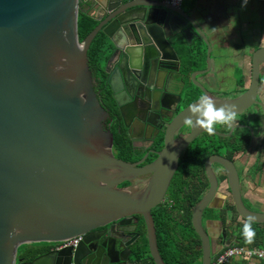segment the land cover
I'll return each mask as SVG.
<instances>
[{
    "label": "water",
    "instance_id": "water-1",
    "mask_svg": "<svg viewBox=\"0 0 264 264\" xmlns=\"http://www.w3.org/2000/svg\"><path fill=\"white\" fill-rule=\"evenodd\" d=\"M80 11L98 21L81 41ZM192 13L164 0H0V264H15L23 244L59 243L78 235L82 239L76 246L53 249L17 264H167L158 248L151 210L162 199L181 150L197 135V127L191 126L179 142L172 137L186 123L192 103L170 122L165 146L152 162L136 166L116 158L111 134L103 127L107 113L93 90L87 51L102 31L111 47L105 62L108 84L117 73L127 89L126 74L136 67L133 41L195 38L207 46L206 68L197 72H207L208 36ZM262 62L264 46L252 53L256 80L246 96L216 104L234 105L238 112L256 89ZM213 161L226 169L239 216L264 224V211L243 205L234 164L210 156L205 161L209 189L193 206L190 218L201 243V264H210L219 249L231 244L227 240L214 249L212 235L202 222L217 188L210 168ZM148 172L152 174L141 190L118 186ZM137 215L144 223L146 250L139 243L133 248L123 245L128 231L123 226L134 216L131 231H135L140 223ZM113 222L120 232L114 239L110 238ZM105 225H109L106 237L100 241L93 234Z\"/></svg>",
    "mask_w": 264,
    "mask_h": 264
},
{
    "label": "flooded vegetation",
    "instance_id": "flooded-vegetation-1",
    "mask_svg": "<svg viewBox=\"0 0 264 264\" xmlns=\"http://www.w3.org/2000/svg\"><path fill=\"white\" fill-rule=\"evenodd\" d=\"M253 39L255 42H252L250 47H237L236 70L230 75H225L219 71L210 70V66L207 72H197L204 70L207 65V46L198 39L192 38L188 41L185 37L167 40L158 37L156 39L143 37L132 43L136 67L126 74L129 85L127 89L121 86L117 73H113L110 79L111 85L108 84L109 74L105 72V62L109 57L111 47L106 40L103 59L98 63H89V68L93 90L100 105L107 113L103 127L111 134L113 155L126 162L134 163L136 166L147 165L164 148L170 122L186 106L199 101L205 95L212 97L215 103L231 102L246 96L252 83L256 80L253 78L252 53L264 46V40L260 34ZM208 41L212 59V46L209 38ZM203 55L204 58H202ZM199 58L203 59L202 65L197 67L194 64ZM109 63L107 69L110 67ZM257 75L256 89L251 91L248 102L236 112L231 127L217 123L215 131L212 133L202 127H197L196 137L181 150L177 168L162 199L154 207L155 209L175 203V199L171 195V188L176 172L182 164L181 159L185 156L202 158L206 155L202 161L203 173L200 169L196 177L189 174L185 178L186 189L196 191L192 194L199 196L193 206L209 189L205 161L210 156H219L231 161L236 168L243 205L250 210L260 211L259 205H263L264 196L252 194L251 198L255 199V203H258L255 204L243 190L245 179H248L256 188L264 187V62L258 65ZM112 88L115 89V92L112 91ZM190 130L191 125L187 123L179 126L172 135L174 142H179ZM210 168L216 177L217 188L203 211L202 222L204 225L208 222L217 226L214 230L207 227L208 230L210 229V233L211 231L214 233L211 234L213 248L217 249L220 243L227 240L231 244L236 241L235 221L244 219L235 210L226 169L217 161L211 162ZM151 174V172L137 174L131 180H125L118 186H129L135 190H141L147 185ZM182 200L185 204L183 207H188L194 199L185 196ZM192 208L188 213L190 218ZM211 209H215V214L209 212ZM180 214H184L183 210ZM137 217L141 223L142 218L139 215ZM128 219V223L123 226L125 230H128L124 236V247L129 244V248H133L139 243L141 248L146 250V238L139 228L140 223L135 231H131L134 229L135 217L131 216ZM217 221L220 222V227H218ZM112 226L110 238L114 239L120 232L114 222ZM108 227L109 225H105L96 228L93 235L100 236V241L103 240L106 237L104 230ZM138 232L141 234L136 237ZM81 239L82 237L79 242ZM116 242H118L117 239ZM25 245L29 251L39 250V253H28L26 258L28 256L29 258L26 259L21 256L19 247L15 264L19 261H30L44 252L62 248L57 242H32Z\"/></svg>",
    "mask_w": 264,
    "mask_h": 264
},
{
    "label": "trees",
    "instance_id": "trees-1",
    "mask_svg": "<svg viewBox=\"0 0 264 264\" xmlns=\"http://www.w3.org/2000/svg\"><path fill=\"white\" fill-rule=\"evenodd\" d=\"M97 23V20L89 16L84 11H80L77 21L79 40L81 41ZM105 44L106 38L104 37L102 31H99L91 41L87 51L89 63H98L103 59V53L106 46ZM202 58H204V55ZM205 156L202 158H191L189 156H185L181 159L182 164L176 172L175 181L171 188V195L173 199H175V203L164 208H154V210H152L159 249L162 253L161 255L164 256L166 263L191 264V262H193L194 259H196L201 253L200 239L191 226L190 214H188L190 213V209L192 208L195 200H197L199 196L197 194H192L193 192L196 193V191L186 189L185 178L188 177L189 174H193L195 177L198 175L199 170L203 167L202 161ZM201 171L203 173V169ZM185 196H189L192 200L194 199L188 207H183L185 204L182 199ZM179 198H181V200H179ZM182 210L184 214L181 215L180 213ZM178 221L182 225V228L177 227ZM246 221L247 220L235 221V243L250 247H264V224L252 222L255 235L251 239V242H249L243 235V225ZM139 228H141L142 231L145 230L143 220H141ZM177 230L181 231L180 233H182L183 241L174 235V232H177ZM19 250L21 256L25 258L28 253H39V250L29 251L25 244H23ZM185 252L186 255H184Z\"/></svg>",
    "mask_w": 264,
    "mask_h": 264
},
{
    "label": "crops",
    "instance_id": "crops-1",
    "mask_svg": "<svg viewBox=\"0 0 264 264\" xmlns=\"http://www.w3.org/2000/svg\"><path fill=\"white\" fill-rule=\"evenodd\" d=\"M255 2L256 5L251 4ZM179 5L184 11L193 12L190 15L198 16V21L199 23L201 22L211 42L212 59L210 70L212 71L230 75L231 72L236 70L235 53L238 52L237 47H250V44L255 42L253 38H257L259 34L264 40V0H183ZM83 8L88 9V7ZM255 9L259 12V17L252 16L253 13H257L254 11ZM88 12L93 13V10L89 8ZM202 60V58H199L194 65L200 67ZM243 190L250 200L255 203V199L251 198L252 194L262 195L261 192H264V187L256 188L248 179H245ZM247 190L249 191L247 192ZM259 206L261 208L259 210L264 211V207ZM215 209H211L209 212L215 214ZM217 223H219L218 227H220V222L217 221ZM177 227L182 228L179 221ZM205 227L214 230L217 226L207 222ZM180 232V230H177L174 235L183 241L182 233ZM211 234L214 233L211 231ZM232 244H236L235 241ZM258 248L264 249V247ZM147 254L145 253L144 256L147 257ZM184 255H186V252ZM162 257L165 260L163 255ZM198 262L201 264V253L191 264H197ZM226 264H264V261L256 258L238 257Z\"/></svg>",
    "mask_w": 264,
    "mask_h": 264
},
{
    "label": "clouds",
    "instance_id": "clouds-1",
    "mask_svg": "<svg viewBox=\"0 0 264 264\" xmlns=\"http://www.w3.org/2000/svg\"><path fill=\"white\" fill-rule=\"evenodd\" d=\"M188 111L189 115L185 117L186 123L193 127H202L209 133L215 131L217 123L231 127L236 117L234 105L228 107L218 106L213 98L207 95L192 103ZM252 220L253 218L249 217L243 225V235L249 242L255 235Z\"/></svg>",
    "mask_w": 264,
    "mask_h": 264
},
{
    "label": "built area",
    "instance_id": "built-area-1",
    "mask_svg": "<svg viewBox=\"0 0 264 264\" xmlns=\"http://www.w3.org/2000/svg\"><path fill=\"white\" fill-rule=\"evenodd\" d=\"M174 6L181 4L183 0H164ZM81 238V235L74 236L59 242L60 247L76 246ZM238 257L247 259L256 258L264 261V249L258 247H250L246 245L231 244L226 245L219 249L218 252L212 257L210 264H226L230 260Z\"/></svg>",
    "mask_w": 264,
    "mask_h": 264
},
{
    "label": "rangeland",
    "instance_id": "rangeland-1",
    "mask_svg": "<svg viewBox=\"0 0 264 264\" xmlns=\"http://www.w3.org/2000/svg\"><path fill=\"white\" fill-rule=\"evenodd\" d=\"M251 4L256 5V2H255V3H251ZM254 11L257 12V13H253L252 16H253V17H259V16H260V14H258L259 12H258L256 9H255ZM255 21H256V20H255ZM248 191H249V190H247V192H248ZM261 194L264 196V192H261ZM263 196H262V197H263ZM261 206L264 207V204L261 205ZM21 246H22V245H21ZM21 246H20V247H21ZM197 264H199V262H198Z\"/></svg>",
    "mask_w": 264,
    "mask_h": 264
},
{
    "label": "bare ground",
    "instance_id": "bare-ground-1",
    "mask_svg": "<svg viewBox=\"0 0 264 264\" xmlns=\"http://www.w3.org/2000/svg\"><path fill=\"white\" fill-rule=\"evenodd\" d=\"M193 263V262H192Z\"/></svg>",
    "mask_w": 264,
    "mask_h": 264
}]
</instances>
